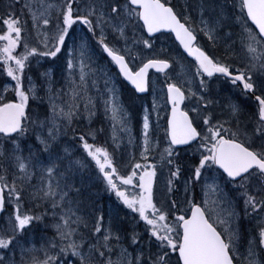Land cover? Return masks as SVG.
<instances>
[{
	"label": "snow or ice",
	"instance_id": "6c2138e0",
	"mask_svg": "<svg viewBox=\"0 0 264 264\" xmlns=\"http://www.w3.org/2000/svg\"><path fill=\"white\" fill-rule=\"evenodd\" d=\"M0 264H264V0H0Z\"/></svg>",
	"mask_w": 264,
	"mask_h": 264
},
{
	"label": "rangeland",
	"instance_id": "374dc122",
	"mask_svg": "<svg viewBox=\"0 0 264 264\" xmlns=\"http://www.w3.org/2000/svg\"><path fill=\"white\" fill-rule=\"evenodd\" d=\"M20 3H22V0H16V7L17 8H19ZM162 46L167 48L168 44L164 43L163 45H161V43L158 42L156 47H157V49H160ZM48 67H55V65L50 64V65H48ZM56 71H57V74H59V68H57ZM173 71L176 73L177 78H183V72L185 71L184 69H181L179 66H177ZM170 75H171V73H170ZM161 79H163V75L161 76ZM129 88H130V86L128 85V86L124 87V89H123V96L125 99H128L130 96ZM144 100L146 103H151V100H152L151 93H149V95L147 97H145ZM86 123L87 122H85V124ZM81 126H83V125H81ZM125 139H126V137H125ZM105 141H107L108 143H111L110 136H107V135L102 136V137H100V139L98 141H95V142L103 143ZM113 198H114V196H113ZM101 202H103L105 207L109 206L110 201H109V194L108 193L105 192V193L101 194V199L98 200L97 203H101Z\"/></svg>",
	"mask_w": 264,
	"mask_h": 264
},
{
	"label": "flooded vegetation",
	"instance_id": "af4514ba",
	"mask_svg": "<svg viewBox=\"0 0 264 264\" xmlns=\"http://www.w3.org/2000/svg\"><path fill=\"white\" fill-rule=\"evenodd\" d=\"M245 227H247V223L245 222Z\"/></svg>",
	"mask_w": 264,
	"mask_h": 264
},
{
	"label": "water",
	"instance_id": "95a60500",
	"mask_svg": "<svg viewBox=\"0 0 264 264\" xmlns=\"http://www.w3.org/2000/svg\"><path fill=\"white\" fill-rule=\"evenodd\" d=\"M151 70V69H150Z\"/></svg>",
	"mask_w": 264,
	"mask_h": 264
}]
</instances>
